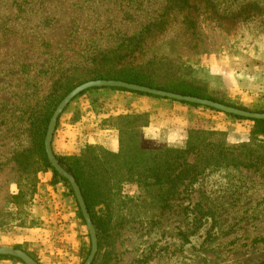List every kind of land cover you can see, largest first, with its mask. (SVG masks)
Returning <instances> with one entry per match:
<instances>
[{
	"label": "rangeland",
	"instance_id": "1",
	"mask_svg": "<svg viewBox=\"0 0 264 264\" xmlns=\"http://www.w3.org/2000/svg\"><path fill=\"white\" fill-rule=\"evenodd\" d=\"M263 68L264 0H0V247H21L41 264H83L90 253L71 185L38 147L52 103L70 88L113 70H155L161 82L231 101L237 74ZM103 90L89 89L65 110L78 98L96 108ZM237 120L206 109L191 125L194 135L175 144L138 133L126 155L148 151L141 168H193L164 213L157 187L124 181L117 191L103 173L101 180L85 169L101 202L95 264H264V164L256 167L264 140L251 148L255 156L237 148L250 143L253 126L248 140L235 141ZM53 144L54 153L73 157L95 145L83 139L80 150L55 144V151ZM229 148L233 155H224ZM169 149L184 156L163 163L175 155Z\"/></svg>",
	"mask_w": 264,
	"mask_h": 264
},
{
	"label": "trees",
	"instance_id": "2",
	"mask_svg": "<svg viewBox=\"0 0 264 264\" xmlns=\"http://www.w3.org/2000/svg\"><path fill=\"white\" fill-rule=\"evenodd\" d=\"M97 79L122 80V81L130 82V83L141 84V85L149 86L152 88L163 89V90L176 92V93H180L184 95H191V96L211 99L217 102H221V103H224V104H227L233 107L241 108L244 110H248V111L264 113V109H249L245 106L237 105L234 102L223 100L222 98H219L216 96H212L211 94L206 93L200 89H187V88H182L180 86L161 82L158 79L155 70H152L149 72L148 70L147 71H144V70L143 71L142 70H124V71L113 70L112 72L108 74H100V75H96L93 78H91V80H97ZM74 87L76 86H73L72 88H70L66 93H64L60 98H58L56 102L52 103L51 111L46 116L45 124L39 136V141H38V147H39L40 156L42 158V161L44 162L45 165H47L53 171L55 176L60 177L66 183H69L68 180L60 176L59 173L52 167V165L50 164L48 160V156L45 150V136H46V131L48 128L50 118L54 110L56 109L59 102L64 98V96L68 92H70ZM91 89L121 90V91H128V92H132V93H136L140 95L160 97V96H156L153 94H148L144 92L129 90L126 88H119V87H93V88H90V90ZM87 91H89V89L85 90L81 94H84ZM180 102L189 104L191 106L203 107V108L210 109V110L220 111V110L208 107V106H202V105L187 102V101H180ZM227 115H230L238 119H249L253 121L254 124L252 126L251 137L249 140L250 143H244V144L238 145L237 148L248 146L250 148L249 154H252L253 156H255L256 153L253 151L254 149H251V148L255 146L256 143L261 144L264 140V119L246 118L242 116H236L233 114H227ZM109 121L111 124L117 126V128L120 129V149L118 152H111L103 148L102 146H98V145L93 146V145L88 144L83 148L80 157L63 156V155H58L55 153V155L59 159L62 166L69 173L74 175L75 179L77 180L81 188L84 200L87 204V208L92 217L95 228L97 229L98 247H99L98 252L101 249L100 228L102 227V224L98 217V212L96 211V207L101 202L95 201L94 195L92 194L94 186L91 184L89 173L88 171H85V169L88 170L87 168H90V170L101 180H102L101 174L103 173L106 176L104 181L106 182L113 181L117 186V191L120 188V184L124 183V181H135L138 183L140 188L144 189L147 192H153L152 190H154L157 187L154 193V198H155V201H157L156 209H158L160 213H164L168 208L171 207L169 201H171L173 196L180 193L181 187L184 186L186 182H188L187 180L190 179L192 175V169H193V168H157V167L156 168H141V164H142L141 159L143 157H148L149 152L140 150V149H139V155L136 159H129L127 157L126 154L128 153V150L130 148L137 147L136 138H137L138 133L140 132V128L149 122V115L147 113L120 114L118 116L112 117L111 120ZM195 132H196L195 129L192 126H190L187 131L188 139H190V137H192ZM261 148H264V146H262ZM98 149L101 151L100 153L96 152ZM232 150H234V148L225 149L224 155H229V154L233 155ZM168 152H173L175 153V155L172 158H167L166 160L163 161V163L171 164V163H174L180 160L184 156L183 152L179 150L169 149ZM259 152L260 153H259V156H257V158H260V159L256 167H259L260 165L264 164L263 163L264 153H262L261 150ZM143 162H147V160L144 159ZM236 163L240 164L243 162L241 160H237ZM107 205L109 206V204L106 202V206ZM78 208H79L80 218L85 221L79 204H78ZM118 222L119 220H117V223ZM15 247L21 248L18 246H15ZM27 253L31 255L33 258H35L40 263V261L33 254L29 252ZM97 256H98V253L96 254V257L92 264H95L97 260ZM0 259L17 260L18 262H21L22 264H24L20 259L16 257H12V256H7V255L0 256Z\"/></svg>",
	"mask_w": 264,
	"mask_h": 264
},
{
	"label": "crops",
	"instance_id": "3",
	"mask_svg": "<svg viewBox=\"0 0 264 264\" xmlns=\"http://www.w3.org/2000/svg\"><path fill=\"white\" fill-rule=\"evenodd\" d=\"M237 77V81L230 86L231 101L246 107L264 109V68L259 73L237 74ZM249 77L254 81L259 80L258 86L252 85L250 80H247ZM109 90L104 89L99 94L96 108L89 98H78L61 114L53 137V147L55 144H61L63 149L80 150L84 146L83 139H87L88 143L118 152L120 129L109 120L128 113L149 115V122L140 128L144 139L175 144L186 137L189 127L206 111L203 107L191 106L174 99ZM77 107L84 111L78 118L74 114ZM237 125L241 126V130L233 140H248L252 122L238 119ZM54 150L56 151L55 147Z\"/></svg>",
	"mask_w": 264,
	"mask_h": 264
},
{
	"label": "water",
	"instance_id": "4",
	"mask_svg": "<svg viewBox=\"0 0 264 264\" xmlns=\"http://www.w3.org/2000/svg\"><path fill=\"white\" fill-rule=\"evenodd\" d=\"M93 87H119V88H126L129 90L144 92L148 94H153L156 96L174 99L178 101H187L195 104H199L202 106H208L217 110H220L222 112H225L227 114H233L236 116H242L246 118H253V119H264V113L262 112H253L244 110L241 108L233 107L221 102H217L211 99L201 98L197 96H191V95H184L176 92H171L163 89L158 88H152L149 86L136 84V83H130L122 80H115V79H97V80H89L82 84H79L75 88H73L70 92H68L64 98L60 101V103L57 105L56 109L54 110L49 124L46 131L45 136V150L46 154L48 156V160L52 167L59 173L60 176L66 178L71 185L72 191L74 192V195L76 197V200L80 206V209L82 211V215L86 221L90 237H91V250L87 257V259L83 262V264H92L96 254L98 252V238H97V232L94 225V222L92 220V217L89 213V210L87 208V204L84 200L81 188L75 179L74 175L69 173L60 163L59 159L55 155L53 148H52V141L54 137V133L59 121V117L64 112L66 107L69 105V103L79 94L84 92L85 90H88ZM12 256L20 259L24 264H41L39 263L35 258H33L31 255H29L26 251H24L21 248L17 247H10V246H3L0 247V256Z\"/></svg>",
	"mask_w": 264,
	"mask_h": 264
}]
</instances>
